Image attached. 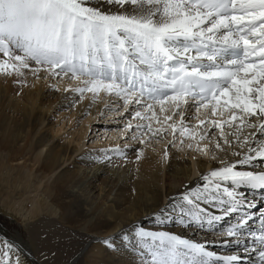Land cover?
<instances>
[{
    "label": "snow or ice",
    "instance_id": "obj_1",
    "mask_svg": "<svg viewBox=\"0 0 264 264\" xmlns=\"http://www.w3.org/2000/svg\"><path fill=\"white\" fill-rule=\"evenodd\" d=\"M25 69L78 81L71 91L80 99L114 96L140 121L156 120L159 106L167 123L166 104L183 118L189 100L226 115L199 121L200 139L213 131L216 166L152 208L150 227L132 221L103 243L129 264H264V0H0V73ZM168 128L188 133L182 121ZM127 149L97 150L92 162ZM21 254L22 242L0 238V264H20Z\"/></svg>",
    "mask_w": 264,
    "mask_h": 264
},
{
    "label": "bare ground",
    "instance_id": "obj_2",
    "mask_svg": "<svg viewBox=\"0 0 264 264\" xmlns=\"http://www.w3.org/2000/svg\"><path fill=\"white\" fill-rule=\"evenodd\" d=\"M23 72L0 73V211L22 225L9 233L0 220V238L22 242L29 254H21L20 264H129V255L112 252L103 239L115 237L132 221L150 227L152 208L167 203L182 183L216 166L214 146L208 161L197 160V174L178 151L170 149L165 160L139 143L127 145L126 157L112 154L111 163L92 162L97 150L113 146L92 145L80 151L54 133L55 113L65 111L62 118L71 114L74 125L79 117L99 120L109 105L103 107L91 93L83 99L73 94L79 82L52 84L58 78L70 81L68 77L43 70L37 75L30 69ZM144 134L150 139L163 136ZM136 149L143 152L139 160ZM223 158L235 160L231 155ZM168 230L205 239L203 232L194 235L178 225L169 224Z\"/></svg>",
    "mask_w": 264,
    "mask_h": 264
},
{
    "label": "rangeland",
    "instance_id": "obj_3",
    "mask_svg": "<svg viewBox=\"0 0 264 264\" xmlns=\"http://www.w3.org/2000/svg\"><path fill=\"white\" fill-rule=\"evenodd\" d=\"M59 79L60 78H58L57 81L52 82V84L64 86L68 83L69 85L78 83V81L73 80L62 82L59 81ZM109 97L111 96L102 92L97 98L98 102L100 105H103V107L109 105V108L107 107V110L105 111V116L101 117L99 120H87L85 117H79L75 120V124L73 125L72 122L74 119H71V114L66 113L64 118H62V113H65V111L59 110L56 112L55 114L58 117V120L54 125V133L56 136L72 142L77 148H81L80 151L92 145L117 147L121 145L141 144V140H143V145L146 144L165 160L169 157L170 149L178 151L188 159L192 169L195 171V174H197V160L204 158L208 161L215 144V140H212L208 135L204 139L199 138V133L203 129V126L199 125V121L227 118L226 115L221 116L219 110L215 116H212L209 109L206 108H200L199 111H197V108L193 106L191 100H189L188 103L182 104L181 106L184 111L183 118L176 115L175 112L171 110V107L166 104L165 115L170 114L172 117L167 123L164 122L163 115L159 112V106L155 109L156 120L140 121L139 119H133L128 115V112L123 108L122 102L114 103L117 99L116 97L110 99ZM129 110H139L143 112V109H132L131 105ZM179 110L180 109H176L175 111ZM107 111L110 112L107 114ZM149 116H151V113H149ZM96 118L98 119V116ZM181 121L186 127H188L187 134H182L179 130L173 132L172 129L168 128L169 124L175 123L179 125ZM129 122L133 125L150 122L154 127H164L166 131L162 133L163 136L161 138L150 139L147 135L136 132L135 129H125L124 125ZM209 130L210 128L208 129V132ZM133 135L136 136L135 139H132ZM165 152L167 153V156H165ZM0 220L6 225L9 233L21 230L22 228V225H20V219L9 216L6 217L1 211ZM76 250H78V248H76Z\"/></svg>",
    "mask_w": 264,
    "mask_h": 264
}]
</instances>
